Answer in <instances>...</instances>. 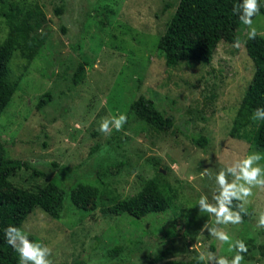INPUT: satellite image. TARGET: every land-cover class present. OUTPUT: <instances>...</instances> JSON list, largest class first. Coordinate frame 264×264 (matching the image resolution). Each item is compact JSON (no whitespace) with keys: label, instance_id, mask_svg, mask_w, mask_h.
<instances>
[{"label":"rangeland","instance_id":"374dc122","mask_svg":"<svg viewBox=\"0 0 264 264\" xmlns=\"http://www.w3.org/2000/svg\"><path fill=\"white\" fill-rule=\"evenodd\" d=\"M178 2L0 3V44L12 13L31 15L34 35L42 42L32 61L15 52L8 65L7 77L16 91L0 117V142L6 159L26 161L34 168L11 174L13 186L37 192L53 183L67 191L61 219L37 208L22 225L30 240L52 250L53 264H204L199 254L207 251L231 259L235 253L210 236L211 227L226 231L233 242L254 238L264 250V227H258L264 214V189H253L245 205L253 208V215L244 224L216 225L215 217L198 206L201 195L215 203L219 171L251 153L264 156L251 145L252 124L233 126L254 72L245 47L249 29L239 24L241 46L221 41L209 65L167 67L156 45ZM259 4L264 7V0ZM58 7L60 16L55 13ZM253 26L264 33L262 12L253 17ZM255 39L264 48V35ZM79 63L84 70L74 86L71 78ZM47 92L52 100L38 111L39 99ZM139 95L171 116L173 126L165 131L134 126L126 130L124 124L121 131H99L104 118L127 116ZM200 136L209 142L204 149L193 143ZM96 146L97 152L91 153ZM99 167H109L112 175L97 180ZM150 180L164 190L168 184L176 192L169 211L141 220L101 213L108 205L105 197L129 198ZM79 183L99 188L98 209L83 212L70 203L68 193ZM118 245L123 247L121 254L109 257L107 251ZM261 250H254L252 259L242 264H264ZM160 255L164 257L158 260Z\"/></svg>","mask_w":264,"mask_h":264},{"label":"trees","instance_id":"16d2710c","mask_svg":"<svg viewBox=\"0 0 264 264\" xmlns=\"http://www.w3.org/2000/svg\"><path fill=\"white\" fill-rule=\"evenodd\" d=\"M9 0H0L5 5ZM240 0H179L177 7L166 25L164 33L158 38L156 49L162 55L167 67H174L180 63H197L209 65L213 54L221 41L234 44L237 39V30L241 24L238 15L233 14V6ZM13 11V10H12ZM264 15V7L260 6ZM57 16L62 13V8L55 10ZM32 16L27 14L20 17L18 13L10 14L9 31L4 41L0 44V117L11 102L16 85L8 80L7 68L15 52L27 62L37 55L42 42L34 35L31 23ZM65 33V29L62 28ZM246 53L253 63L254 72L248 87L241 100L234 124L235 128L246 125L255 127L251 145L264 151V120H254V111L264 108V48L256 39H247ZM84 70V64H77L72 83L78 84L79 77ZM52 100L49 92L39 99L37 110L41 111ZM134 126V129L151 127L158 131H165L173 126L171 116H166L160 111L153 100L142 95L135 98L129 105L127 123L124 128ZM127 130V129H126ZM193 143L200 148H206L208 139L200 136L193 139ZM98 146L91 150L95 153ZM5 146L0 142V264H18L19 254L8 245L5 238V229L15 226L22 229L24 221L35 209L39 208L50 218L59 220L64 213V201L67 191L53 183H48L37 192L17 188L9 181L11 174L26 168L34 170L32 164L26 161L6 159ZM36 173V172H35ZM97 180L102 181L111 171L105 167L96 169ZM164 190L155 180H150L142 185L138 192L129 197H105L108 205L100 209L104 215H128L133 219L141 220L148 215H159L169 211L176 192L170 185H163ZM70 203L80 211L89 212L99 208L101 192L97 186L79 183L69 193ZM113 197V198H112ZM234 204L239 203L233 201ZM247 214L243 215V223L251 220L253 208L247 207ZM243 240L248 253L245 260L252 259L254 250H261L254 238H239ZM123 251L122 246H115L107 251V255L115 258ZM164 256H158L161 260ZM194 263V262H193ZM196 264H203L201 262Z\"/></svg>","mask_w":264,"mask_h":264},{"label":"clouds","instance_id":"9594fccd","mask_svg":"<svg viewBox=\"0 0 264 264\" xmlns=\"http://www.w3.org/2000/svg\"><path fill=\"white\" fill-rule=\"evenodd\" d=\"M233 14L238 15L242 24L248 27V38L254 40L258 33L253 26V17L260 14L259 0H242V3L233 6ZM235 48L241 46L237 38L232 45ZM254 120H264V108H257L253 115ZM127 123V116L104 118L100 123L99 131L110 134L112 128L121 131L123 125ZM264 159L260 153L254 152L236 161L226 169H222L215 177L218 185V194L213 196L215 203H210L208 197L201 195L198 200L199 211L207 212L215 217L216 225H238L243 223V215L247 214L245 205L249 202V197L253 195L254 188L264 189V165L260 161ZM207 169L201 173L206 175ZM232 177L231 181L229 177ZM233 201L239 203L234 204ZM243 214V215H242ZM258 227H264V214H261ZM210 236L228 245V251L235 255L229 259L225 256H217L215 253L207 251L199 254V260L204 264H242L248 247L243 240L233 242L230 235L221 228H207ZM5 238L13 250L19 254L18 264H53L49 257L52 250L41 242L29 239V234L21 228L9 226L5 230Z\"/></svg>","mask_w":264,"mask_h":264}]
</instances>
